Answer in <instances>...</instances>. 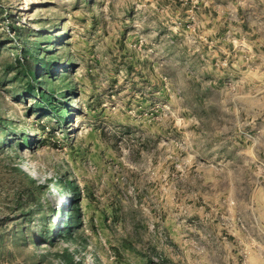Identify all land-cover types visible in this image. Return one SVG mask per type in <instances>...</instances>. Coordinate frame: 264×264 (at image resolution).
I'll use <instances>...</instances> for the list:
<instances>
[{
  "label": "rangeland",
  "instance_id": "1",
  "mask_svg": "<svg viewBox=\"0 0 264 264\" xmlns=\"http://www.w3.org/2000/svg\"><path fill=\"white\" fill-rule=\"evenodd\" d=\"M34 43L63 117L25 93ZM0 118V264H264V0H0Z\"/></svg>",
  "mask_w": 264,
  "mask_h": 264
},
{
  "label": "trees",
  "instance_id": "2",
  "mask_svg": "<svg viewBox=\"0 0 264 264\" xmlns=\"http://www.w3.org/2000/svg\"><path fill=\"white\" fill-rule=\"evenodd\" d=\"M37 44L34 43V46H28L26 48L25 57L23 61L18 60L19 68L18 73L21 75V80L24 82L25 93H28V97L37 100V103H43L47 106V111L53 112L54 115L59 116L62 112V117L68 113V109H63L57 104V99L54 96V87L53 81L56 78H53L52 74L56 69L54 65L57 63V60L54 61V58L57 57L45 56L43 48L39 51L36 49ZM38 82V83H37ZM26 98V97H25ZM55 109V111L53 110ZM6 124L3 122V118H0V133H3V140L1 144H4L7 139H9L6 130ZM20 174H23L26 178L30 179L35 187L44 188V184H37L36 179L30 176L27 172L22 170L19 167L15 168ZM46 185V184H45ZM58 189L67 190L66 193H69L68 202L61 206L64 210H55L56 213L61 216L64 215V219L59 223L55 224L53 222L50 227L42 226L38 230V239L39 241H44L45 243L54 245L55 244V228L57 227L56 236H61L65 240H71L73 236V230L78 226L79 223V211H78V201L81 197L78 186L72 180L67 178H58L55 184ZM56 225V226H55ZM43 255V254H42ZM57 256L60 264H80L75 262L73 254L67 249H63L62 252H56L53 254ZM48 256V252L45 253V257ZM53 260L50 261V264H53Z\"/></svg>",
  "mask_w": 264,
  "mask_h": 264
},
{
  "label": "crops",
  "instance_id": "3",
  "mask_svg": "<svg viewBox=\"0 0 264 264\" xmlns=\"http://www.w3.org/2000/svg\"><path fill=\"white\" fill-rule=\"evenodd\" d=\"M255 103H256V105H257V104H258V101H256ZM246 105L248 106V105H249V103H246ZM250 105H253V104H250ZM257 136H258L257 138L260 140V135H259V134H257Z\"/></svg>",
  "mask_w": 264,
  "mask_h": 264
}]
</instances>
